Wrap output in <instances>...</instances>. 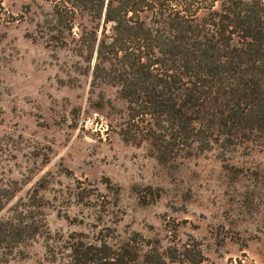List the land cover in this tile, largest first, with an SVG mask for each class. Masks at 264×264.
I'll list each match as a JSON object with an SVG mask.
<instances>
[{
  "label": "rangeland",
  "instance_id": "obj_1",
  "mask_svg": "<svg viewBox=\"0 0 264 264\" xmlns=\"http://www.w3.org/2000/svg\"><path fill=\"white\" fill-rule=\"evenodd\" d=\"M49 12L0 6V220L23 213L39 231L0 264H64L72 237L167 264H264V146L159 161L128 133L119 88L92 86L78 37L58 47L39 33Z\"/></svg>",
  "mask_w": 264,
  "mask_h": 264
},
{
  "label": "trees",
  "instance_id": "obj_2",
  "mask_svg": "<svg viewBox=\"0 0 264 264\" xmlns=\"http://www.w3.org/2000/svg\"><path fill=\"white\" fill-rule=\"evenodd\" d=\"M40 1L50 12L39 33H52L49 42L58 47L67 35L78 37L76 55L92 86L119 88L128 133L149 143L159 161L215 144L264 146V0ZM1 194L0 211L11 199ZM27 217L0 220V262L39 234ZM69 250L64 264H167L157 249L136 256L132 246L80 237Z\"/></svg>",
  "mask_w": 264,
  "mask_h": 264
}]
</instances>
